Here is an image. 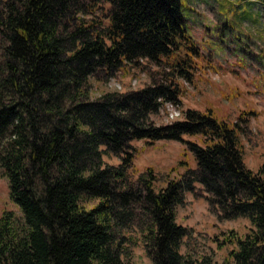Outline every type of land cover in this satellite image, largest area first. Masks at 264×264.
<instances>
[{"label":"trees","instance_id":"trees-1","mask_svg":"<svg viewBox=\"0 0 264 264\" xmlns=\"http://www.w3.org/2000/svg\"><path fill=\"white\" fill-rule=\"evenodd\" d=\"M185 23L179 0H0V173L21 214L0 216V264H125L132 233L152 264H193L176 210L196 184L220 220L250 223L243 236L227 232L222 264H264V176L244 164L241 126L210 110L150 122L178 101L177 79L191 80L198 50ZM142 61L168 72L139 90L91 96V79ZM196 135L202 145L185 142L194 169L159 189L150 168L133 179L132 141Z\"/></svg>","mask_w":264,"mask_h":264},{"label":"rangeland","instance_id":"rangeland-1","mask_svg":"<svg viewBox=\"0 0 264 264\" xmlns=\"http://www.w3.org/2000/svg\"><path fill=\"white\" fill-rule=\"evenodd\" d=\"M186 19L187 34L198 55L191 59V80L177 79L180 95L175 102L184 118L187 110L202 113L210 110L218 120L239 124L243 161L247 168L261 171L264 176V0H179ZM191 53V50H184ZM167 67L142 61L140 67L122 68L105 83L90 80L91 96L98 97L121 87L120 92L139 90L152 82V77L164 76ZM163 109L150 116L156 126L167 125ZM184 142L159 140L151 144L132 141L134 150L133 179L145 169L157 174L156 189L166 181L179 179L187 169L196 166L193 154L185 142L202 145V138L184 136ZM105 165L117 166L120 157L104 155ZM199 184L192 193H185L177 207L176 222L186 228L181 253L193 264H222L233 248L223 245L228 231L246 234L250 223L245 219L220 220L210 210ZM97 201L83 205L89 208ZM11 211L20 219L17 205L10 199L8 182L0 173V216ZM135 244L128 245L125 264H152L137 233Z\"/></svg>","mask_w":264,"mask_h":264},{"label":"built area","instance_id":"built-area-1","mask_svg":"<svg viewBox=\"0 0 264 264\" xmlns=\"http://www.w3.org/2000/svg\"><path fill=\"white\" fill-rule=\"evenodd\" d=\"M165 115L167 120L172 121L179 117L180 112L176 105L172 103L165 104Z\"/></svg>","mask_w":264,"mask_h":264}]
</instances>
